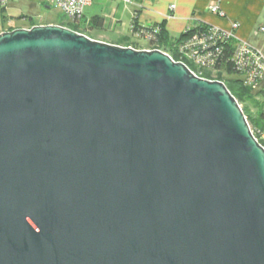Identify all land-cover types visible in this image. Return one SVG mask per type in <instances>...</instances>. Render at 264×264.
Returning a JSON list of instances; mask_svg holds the SVG:
<instances>
[{
  "label": "water",
  "instance_id": "obj_1",
  "mask_svg": "<svg viewBox=\"0 0 264 264\" xmlns=\"http://www.w3.org/2000/svg\"><path fill=\"white\" fill-rule=\"evenodd\" d=\"M0 264H264V148L161 50L3 32Z\"/></svg>",
  "mask_w": 264,
  "mask_h": 264
},
{
  "label": "crops",
  "instance_id": "obj_2",
  "mask_svg": "<svg viewBox=\"0 0 264 264\" xmlns=\"http://www.w3.org/2000/svg\"><path fill=\"white\" fill-rule=\"evenodd\" d=\"M211 5L219 6L223 16L210 13ZM51 7L47 0H17L0 6V34L37 25H60L61 21L49 14ZM95 17L102 19V27L97 29L92 24L87 28ZM233 23L238 24L234 31L237 39L264 56V0H92L79 24L85 29L83 34L92 40L150 50L149 45H142L149 44L144 35L158 26L171 39H177L200 25L231 31ZM263 99L264 94L257 96L259 103ZM249 112L253 115L256 110L250 107Z\"/></svg>",
  "mask_w": 264,
  "mask_h": 264
},
{
  "label": "built area",
  "instance_id": "obj_3",
  "mask_svg": "<svg viewBox=\"0 0 264 264\" xmlns=\"http://www.w3.org/2000/svg\"><path fill=\"white\" fill-rule=\"evenodd\" d=\"M13 1L17 0H0V6L3 7L7 3ZM47 1L50 5L60 10L63 17L66 18L68 22L80 21L86 8L92 4V0ZM123 1L129 3L132 0ZM170 8L174 9L175 7L171 6ZM209 12L217 16H223V12L217 5H211L209 7ZM237 28V23L231 25V31H222L215 27H211L210 31L201 35L196 34L182 42L179 45L178 53L196 69L198 75H201L203 71L212 73L220 72L217 68L222 61L223 52L220 44L225 40L232 39L235 41V47L230 62L232 63L234 71L243 79L245 86L256 91L264 89V56L260 51L252 48L246 42L237 39V36L234 34ZM261 31L264 32V29ZM141 34L140 32V35ZM144 36L150 40L153 34L147 33ZM192 73L197 76L194 72ZM258 135V138L254 137L264 148V130H259Z\"/></svg>",
  "mask_w": 264,
  "mask_h": 264
},
{
  "label": "trees",
  "instance_id": "obj_4",
  "mask_svg": "<svg viewBox=\"0 0 264 264\" xmlns=\"http://www.w3.org/2000/svg\"><path fill=\"white\" fill-rule=\"evenodd\" d=\"M80 21L75 22H69L67 24L60 23V26L68 28L72 31H75L77 33L83 34V31L85 29L82 25L79 24ZM100 29L102 27V19L99 17H95L92 19V23L87 27L91 28V26ZM211 27L207 25H200L197 26L194 29H190L183 33L181 36H179L177 39H171L165 29L162 26H158L155 29H149L147 32L150 34H153L152 39L149 40V46L150 49H158L166 54H168L173 61L175 62H182L185 64L192 72L197 74L196 69L186 60L183 59L180 54L178 53L179 45L184 42L186 39L191 38L192 36L198 34L201 35L203 33H206L210 31ZM140 33V32H139ZM221 50H222V61L217 66L218 70H222L224 67L226 69V74L231 76H236L235 78H223L222 75H218L219 79L223 81V84L228 89L229 93L236 99L238 104L245 105L244 110L242 109L243 113L247 117V121L249 124L251 123L254 127H257V130L255 129L253 131V135L258 138V131L264 130V99L262 103H259L257 100V96H260L264 94V90H254L250 87H247L244 85L243 79L237 74V72L234 71L232 63L230 62V58L234 52L235 47V41L234 40H225L221 44ZM133 47L134 49L138 50L136 46L132 45H126L125 47ZM210 72L203 71L201 75L197 76L202 79L210 80L211 75ZM249 107H253L256 112L251 115L249 112ZM246 110V112H245ZM248 111V112H247ZM247 113V114H246ZM251 118L252 120H250Z\"/></svg>",
  "mask_w": 264,
  "mask_h": 264
},
{
  "label": "rangeland",
  "instance_id": "obj_5",
  "mask_svg": "<svg viewBox=\"0 0 264 264\" xmlns=\"http://www.w3.org/2000/svg\"><path fill=\"white\" fill-rule=\"evenodd\" d=\"M49 14L54 18V19H57V21L58 22H62V23H64V24H67V23H69L68 21H67V19L66 18H64L63 17V15H62V13L60 12V10H58L56 7H54V6H52L50 9H49ZM142 40V39H141ZM142 45H144V46H148L149 44H148V42H142ZM129 47H131V46H129ZM133 48V47H132ZM151 50V49H150ZM210 75H211V78H210V80L209 81H218V82H221V83H223V81H221V79H219V77H218V75H222V77L223 78H235L236 76L234 75V76H231V75H228V74H226V69H225V67L220 71V72H216V73H212V72H210L209 73ZM240 107H241V109H243L244 110V108H245V105H243V104H240L239 105ZM250 108V107H249ZM253 108V107H252ZM263 111H264V107H263ZM245 112H246V110H245ZM248 112V111H247ZM247 114V113H246ZM247 118V117H246ZM250 120H252L251 118H249ZM249 123V122H248ZM249 126H250V128H251V130H252V132L256 129L257 130V127H254L251 123L249 124Z\"/></svg>",
  "mask_w": 264,
  "mask_h": 264
}]
</instances>
